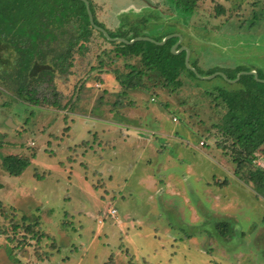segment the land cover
<instances>
[{
  "label": "rangeland",
  "instance_id": "obj_1",
  "mask_svg": "<svg viewBox=\"0 0 264 264\" xmlns=\"http://www.w3.org/2000/svg\"><path fill=\"white\" fill-rule=\"evenodd\" d=\"M92 1L112 32L139 21L151 35L179 34L202 76L237 66L264 76V0H197L191 13L170 0ZM111 49L93 36L70 74L41 82L36 96L57 105L0 82L1 151L35 155L19 176L0 165V264H264V194L217 147L225 109L205 94L239 85L182 74L169 93L151 74L149 90L124 95L109 71L131 70L110 62ZM261 148L253 164L264 167Z\"/></svg>",
  "mask_w": 264,
  "mask_h": 264
},
{
  "label": "trees",
  "instance_id": "obj_2",
  "mask_svg": "<svg viewBox=\"0 0 264 264\" xmlns=\"http://www.w3.org/2000/svg\"><path fill=\"white\" fill-rule=\"evenodd\" d=\"M7 1L13 5L15 12L12 15L0 12V17L7 16L9 19L12 16L14 20L22 21L24 19L23 22L32 19L38 25L35 30L32 29L33 35L31 36V43L36 51L41 54L44 53L43 49L38 47V44L42 45L45 41L47 49L52 51L54 46L51 49L49 47L55 39L64 36L68 38L60 50L56 51L57 48L53 50L57 52L53 58L55 62L64 66V72L71 65L72 50L74 47L78 44V51L82 53L91 37L98 36L105 43L112 45L110 51L112 54L110 59L111 63H115L117 60L124 61V66L129 67L131 70L130 73H126L124 76L119 75L114 69L109 71L115 73V78L125 89L124 95L129 90H149L144 83V78H150L151 74L156 79L162 78V87L168 89L169 93L177 92L178 88L182 86L183 81L180 79L182 74L189 76L194 81L200 82L203 80L198 78L193 71L186 68V52L184 50L180 53H172L171 48L178 41V37H172L163 44L146 40H139L133 43L108 40L91 25L86 5L82 0ZM170 1L178 10L191 13L197 0ZM90 10L93 14L95 24L104 28L103 24L97 21L91 2ZM223 10L220 7L218 11L222 12ZM123 19L125 20L126 18L124 17ZM140 20L146 21L145 18ZM138 22H131L130 28L126 31L120 32L118 30V32H112L107 29V32L111 38L121 37L126 40H131L138 36L148 35V37L157 42L162 41L169 34L151 35L144 28H140L137 24ZM70 23H77L79 28V30L77 28L78 34L69 30L72 28V25H69ZM135 58L139 59L140 66L129 63V61ZM190 65L200 74L195 63L190 62ZM217 71L223 72L228 80H233L239 72L251 71V69L237 66L234 69H214L209 71V74ZM50 72L43 70L37 76L34 73L22 75L13 73L10 76L14 81L12 91L19 97L32 100L36 103L42 101L43 103L57 105L56 101L50 103L47 95L42 96L41 99L36 96L39 93L41 80H46L44 78H47L46 81L48 82L53 80L52 73ZM256 73V78L251 73H244L234 83L218 75L226 83L230 84V86L239 85V87L227 89L217 86L213 89L217 94L214 95V92L208 90H205V94L208 97H212V100L216 102V107L221 106L225 109L221 121L215 126L217 131L222 135L217 147L223 151L229 148L231 160L236 164L235 174L246 183L251 184L255 191L264 194V167L253 164V159L257 154L263 153L261 147L264 145V82L261 81L264 80V76L260 71H256ZM227 142L229 144L225 145ZM1 146L2 143L0 141V151L2 150ZM34 157V154L31 157H23L16 154H5L1 151L0 165L3 172L8 176H19L30 165L31 158ZM216 228L222 235L227 236L228 224L226 222H219Z\"/></svg>",
  "mask_w": 264,
  "mask_h": 264
},
{
  "label": "flooded vegetation",
  "instance_id": "obj_3",
  "mask_svg": "<svg viewBox=\"0 0 264 264\" xmlns=\"http://www.w3.org/2000/svg\"><path fill=\"white\" fill-rule=\"evenodd\" d=\"M87 1L89 3V8H90V2L92 5H94L92 0H87ZM93 8L95 11L94 6H93ZM86 9H87V6H86ZM0 12H3V11L0 10ZM14 12H15V9H14ZM3 13H5V12H3ZM92 16H93V14H92ZM95 16H96V13H95ZM96 19H97V16H96ZM97 21L99 22L98 19H97ZM93 22H94V18H93ZM94 24H95V22H94ZM69 25H72V28L69 30L73 31L75 34H78L79 28L77 26V23H70ZM37 26L38 25L36 23L32 25L28 21L23 22V19H22V21L21 20H14L12 16H10L9 19L7 16L6 17H0V52L4 49V46H5V50H6V54H7V58H6L7 60L5 62L7 63L6 65L9 69V70L3 69V71L0 72V82L4 85V87H6V88L13 87L14 88V86L12 85V84H14L13 78H10V76L13 73H16L17 75L34 73V74H36L35 76H37L43 70H48V71H51L50 73H52L53 80L57 75H66V74L68 75L71 73L72 67H75V61H76L75 56L76 55L77 56L82 55L81 52L78 51L79 45L77 44L74 47V49L72 50L71 65L67 68V71L64 72V66H61L59 63L55 62L53 57L57 54V52H55L53 50H55L56 48H57L56 51L60 50L62 48L63 44H65L67 42L68 38H66V36H64V37L55 39L50 44V47H49V49H51L52 46H54V49L52 51H49L47 49V47L45 46L46 41L42 45L38 44V47L42 48L44 51V53L41 54L40 52L36 51L33 48L32 43H31V36L33 35L32 29L35 30ZM103 26H104L103 29L106 30V32H107L108 28L104 24H103ZM98 27H100V26H98ZM8 28H9V30H8ZM68 28H70V27L68 26ZM77 28H78V30H77ZM93 28L95 30H97L94 26H93ZM97 31H99V30H97ZM99 32H101V31H99ZM116 38H118V37H116ZM119 38H121V37H119ZM87 43H89V42H87ZM110 62H111V60H110ZM44 79L47 80V78H44ZM46 80H41V82H46ZM40 85H41V83H40Z\"/></svg>",
  "mask_w": 264,
  "mask_h": 264
},
{
  "label": "water",
  "instance_id": "obj_4",
  "mask_svg": "<svg viewBox=\"0 0 264 264\" xmlns=\"http://www.w3.org/2000/svg\"><path fill=\"white\" fill-rule=\"evenodd\" d=\"M83 1L85 2L86 6H87V12H88V16H89V20H90L91 24H92L97 30L101 31V32L104 34V36H105L108 40H116V41L123 42V43H133V42H135V41H139V40H146V41H152V42H155V43H157V44H163V43H165L168 39H170V38H172V37H178V42H176V43L172 46L171 51H172V53H180V52L183 51V50L186 52V54H185V66H186L187 69L193 71V72L195 73V75H196L198 78H200V79H211V78H213V77H215V76L220 75V76H222L223 78H225L226 80H228L227 77H226V75H225L223 72H220V71L214 72V73H212V74H210V75H208V76H202V75H200V74L198 73V71L190 65V62H189L190 50H189L187 47H183V46H182V47H179L178 49H176L177 46H178L179 41L181 40V36H180L179 34H177V33H173V34H169V35L165 36V37L162 39V41H160V42H157V41H155L154 39H152V38H150V37H147V36H138V37H135V38H133V39H131V40H126V39H124V38H119V37H118V38H111V37L108 35V33L106 32V30H104L103 28L98 27L97 25L94 24V22H93V16H92V13H91L90 8H89V3H88L87 0H83ZM244 73H251V74H253L255 77H257V73H256L255 71H241V72H239V73L237 74V76H236L235 79H233V80H228V81L234 83V82H236V81L239 79L240 75H242V74H244ZM261 81L264 82V80H261Z\"/></svg>",
  "mask_w": 264,
  "mask_h": 264
},
{
  "label": "crops",
  "instance_id": "obj_5",
  "mask_svg": "<svg viewBox=\"0 0 264 264\" xmlns=\"http://www.w3.org/2000/svg\"><path fill=\"white\" fill-rule=\"evenodd\" d=\"M129 133H131V132H129Z\"/></svg>",
  "mask_w": 264,
  "mask_h": 264
}]
</instances>
